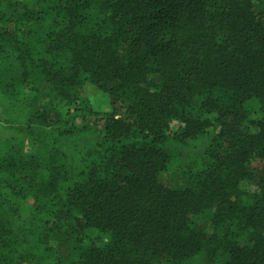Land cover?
<instances>
[{"label": "trees", "instance_id": "trees-1", "mask_svg": "<svg viewBox=\"0 0 264 264\" xmlns=\"http://www.w3.org/2000/svg\"><path fill=\"white\" fill-rule=\"evenodd\" d=\"M0 264H264V0H0Z\"/></svg>", "mask_w": 264, "mask_h": 264}]
</instances>
